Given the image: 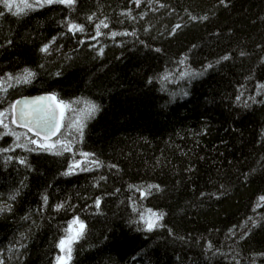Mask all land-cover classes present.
Masks as SVG:
<instances>
[{"label":"trees","instance_id":"1","mask_svg":"<svg viewBox=\"0 0 264 264\" xmlns=\"http://www.w3.org/2000/svg\"><path fill=\"white\" fill-rule=\"evenodd\" d=\"M29 2L0 4L2 264H56L76 217L67 264H264V0ZM25 68L30 83L7 80ZM42 92L71 105L48 141L70 152L13 123V101Z\"/></svg>","mask_w":264,"mask_h":264},{"label":"snow or ice","instance_id":"2","mask_svg":"<svg viewBox=\"0 0 264 264\" xmlns=\"http://www.w3.org/2000/svg\"><path fill=\"white\" fill-rule=\"evenodd\" d=\"M20 3L23 5V7H20V5L15 3V0H0V4H3L5 8H7L10 12L12 11L13 7L16 8L15 12H12L13 15H20L22 12L25 11V9H32L34 4L30 3L29 0H20ZM35 6L37 7H44L45 5L53 4V3H59L63 4L65 6L71 7L72 5L75 4V0H34ZM3 13H0L2 15ZM195 19V18H194ZM206 19V17H205ZM108 27L107 24H105L103 21L100 22L96 26L97 28V35L100 34V27ZM179 27V25H177ZM69 31L72 32H82L84 29L82 26L77 25V24H69L68 25ZM119 33H112L113 36L118 35ZM55 39V38H53ZM49 49L48 45H45L41 51L47 53ZM101 54H102V49H101ZM223 59H228V57H224ZM35 75L34 72H32L30 69L25 68L23 72L16 76L12 77L11 75H8L7 80H13L15 79V82L17 84L19 83H30L31 79ZM167 79V77H165ZM4 81L3 78H0V91H7V88L4 87ZM9 87L11 86L10 84L8 85ZM239 99V97H237ZM52 101L55 100V96H48V97H37L33 100H25L23 101V104L25 107L20 109L19 112V120L22 122L21 126L26 127L29 132H34V136L37 138H41L38 142V139H30L31 144H36L39 149L45 150V151H53L56 150L55 154H61L60 150H57V145L60 146V149L62 151H72L71 148V141H67L65 143H62L59 139H57L54 142L49 143L50 135H56L60 131L61 124L57 122V113L55 109H52L50 106L45 107L43 104H41L42 101ZM21 101H17L15 104L11 105V109L13 113L16 111V105L20 104ZM75 103H80V101H76ZM86 107L81 110L80 116L76 119L73 120L68 127H75L76 131L80 132V134H83V127H84V120H87L94 116L95 112L98 111V105L95 103H92L90 101H86ZM57 107H62L67 110H71V105L70 104H63L61 102L60 105H57ZM5 113L0 112V117H3ZM60 120H63L64 112L61 111L59 113ZM16 118L14 116L13 118V123H16ZM0 126H3L5 128L8 127L7 124L4 123L3 119H0ZM55 129V131H53ZM17 140L20 139L19 136L16 137ZM20 146V145H17ZM12 149H0V152H7L11 151ZM29 150H36V149H29ZM82 155L85 157V163H92L95 164L97 167L101 165V162L98 160H93L89 161L88 157L91 155L89 153H82ZM8 159H11V157H8ZM21 163H24L23 160L20 161ZM71 167H80V162H76L73 166ZM71 167H70V172H71ZM114 167V166H113ZM82 170H87V169H82ZM65 173V175L70 174ZM152 187H158L154 185H149V191L151 190ZM143 194V193H142ZM10 199H15V196L10 197ZM44 203H47V196L44 198ZM261 202H264V196H261L260 198ZM100 201L97 200L96 205L99 207ZM63 205H57V210L62 208ZM5 209L0 208V212L4 211ZM150 213V216L148 218H145L143 214L141 215V219L144 220V223L146 224V230L147 231H152L154 228L158 227V221L163 218V213L157 214L152 212L150 209L148 210ZM74 226H78V230L76 231L75 235H68L66 238L61 239L59 242V247L61 248L62 251H65L67 259L65 260L63 257H57L58 264H67L68 261L71 260V244L73 243L74 240L79 239L80 237L83 236L85 225L82 221L79 220L78 217L74 218L69 226L68 229H66L67 232L71 233L74 229ZM0 264H2V261H0Z\"/></svg>","mask_w":264,"mask_h":264},{"label":"water","instance_id":"3","mask_svg":"<svg viewBox=\"0 0 264 264\" xmlns=\"http://www.w3.org/2000/svg\"><path fill=\"white\" fill-rule=\"evenodd\" d=\"M48 96H54L53 93L51 92H42V93H36V94H31V95H25V96H22L20 98H18L17 100H15V102L13 104H15L17 101H21L20 104H17L16 105V111L15 113H13L12 111V120L15 116L16 118V123L15 126L18 127V128H23V129H26L28 130L26 127H23L21 126V121L19 120V112H20V109L25 107V105L23 104V101L25 100H33L37 97H48ZM41 104H43L45 107H51L52 109H55L56 110V113H57V122L60 123V116H59V113L61 112V109L60 107L58 108L57 105H59V103L57 102L56 98L55 100H52V101H48V100H45V101H42ZM53 131H55V129H53ZM33 135H34V132H31ZM54 135H50V139L53 137ZM49 139V140H50Z\"/></svg>","mask_w":264,"mask_h":264},{"label":"rangeland","instance_id":"4","mask_svg":"<svg viewBox=\"0 0 264 264\" xmlns=\"http://www.w3.org/2000/svg\"><path fill=\"white\" fill-rule=\"evenodd\" d=\"M78 230V226H74V229L71 233L67 232V235L65 237H63L62 239L66 238L68 235H75L76 231ZM60 253L58 255V257H63L65 260L67 259L65 251H62L61 248L59 247ZM56 264H58V261H56Z\"/></svg>","mask_w":264,"mask_h":264},{"label":"bare ground","instance_id":"5","mask_svg":"<svg viewBox=\"0 0 264 264\" xmlns=\"http://www.w3.org/2000/svg\"><path fill=\"white\" fill-rule=\"evenodd\" d=\"M24 96H25V95H24ZM20 97H22V96H20ZM20 97H18V98H20ZM18 98H17V99H18ZM17 99H16V100H17ZM14 102H15V101H13V103H14ZM13 103H12V105H13ZM60 109H61V108H60ZM53 137H54V136H53ZM53 137H52V138H53ZM52 138H51V139H52ZM261 196H264V195H260L259 198H260ZM260 202H261V201H260V199H259V203H260Z\"/></svg>","mask_w":264,"mask_h":264}]
</instances>
